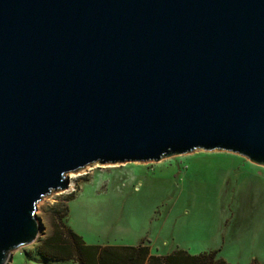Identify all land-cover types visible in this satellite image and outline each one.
<instances>
[{
    "label": "water",
    "instance_id": "95a60500",
    "mask_svg": "<svg viewBox=\"0 0 264 264\" xmlns=\"http://www.w3.org/2000/svg\"><path fill=\"white\" fill-rule=\"evenodd\" d=\"M195 150L264 167V0H0V264L67 174Z\"/></svg>",
    "mask_w": 264,
    "mask_h": 264
},
{
    "label": "rangeland",
    "instance_id": "374dc122",
    "mask_svg": "<svg viewBox=\"0 0 264 264\" xmlns=\"http://www.w3.org/2000/svg\"><path fill=\"white\" fill-rule=\"evenodd\" d=\"M67 177L68 189L36 204V241L6 264H74L36 254L58 215L86 245L143 243L160 256L218 251L228 264H264V167L244 157L195 150L158 162L93 164Z\"/></svg>",
    "mask_w": 264,
    "mask_h": 264
},
{
    "label": "trees",
    "instance_id": "16d2710c",
    "mask_svg": "<svg viewBox=\"0 0 264 264\" xmlns=\"http://www.w3.org/2000/svg\"><path fill=\"white\" fill-rule=\"evenodd\" d=\"M71 200L72 195L66 198V202ZM36 254L45 262L62 261L74 264H228L218 257V251L191 256L185 251L175 250L169 255L160 256L152 255L149 247L143 243L126 247L86 245L66 225L61 215H58L52 233L40 242Z\"/></svg>",
    "mask_w": 264,
    "mask_h": 264
},
{
    "label": "bare ground",
    "instance_id": "6f19581e",
    "mask_svg": "<svg viewBox=\"0 0 264 264\" xmlns=\"http://www.w3.org/2000/svg\"><path fill=\"white\" fill-rule=\"evenodd\" d=\"M71 178H72V176H71ZM74 178V177H73Z\"/></svg>",
    "mask_w": 264,
    "mask_h": 264
}]
</instances>
